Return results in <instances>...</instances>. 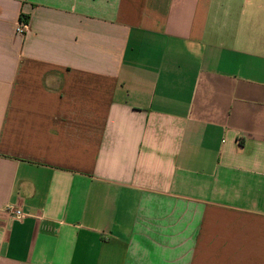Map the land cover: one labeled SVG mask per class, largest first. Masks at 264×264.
Instances as JSON below:
<instances>
[{
    "label": "crops",
    "instance_id": "crops-1",
    "mask_svg": "<svg viewBox=\"0 0 264 264\" xmlns=\"http://www.w3.org/2000/svg\"><path fill=\"white\" fill-rule=\"evenodd\" d=\"M0 264H264V0H0Z\"/></svg>",
    "mask_w": 264,
    "mask_h": 264
},
{
    "label": "built area",
    "instance_id": "built-area-1",
    "mask_svg": "<svg viewBox=\"0 0 264 264\" xmlns=\"http://www.w3.org/2000/svg\"><path fill=\"white\" fill-rule=\"evenodd\" d=\"M29 30V23L24 19H21L19 23H17L16 32L19 35H25ZM11 216L13 219L21 221L25 219L26 214L21 209H10Z\"/></svg>",
    "mask_w": 264,
    "mask_h": 264
}]
</instances>
